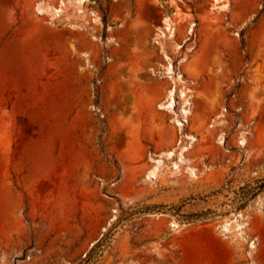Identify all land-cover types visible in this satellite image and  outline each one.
I'll return each mask as SVG.
<instances>
[{
  "label": "rangeland",
  "instance_id": "obj_1",
  "mask_svg": "<svg viewBox=\"0 0 264 264\" xmlns=\"http://www.w3.org/2000/svg\"><path fill=\"white\" fill-rule=\"evenodd\" d=\"M263 178L264 0H0V264H264Z\"/></svg>",
  "mask_w": 264,
  "mask_h": 264
},
{
  "label": "bare ground",
  "instance_id": "obj_2",
  "mask_svg": "<svg viewBox=\"0 0 264 264\" xmlns=\"http://www.w3.org/2000/svg\"><path fill=\"white\" fill-rule=\"evenodd\" d=\"M83 1H87V0H81V2ZM63 9L58 7V8H54V11H55V14H59ZM39 11L43 12L44 11V8L42 7H39ZM167 28L171 31L172 35L174 34V30L171 26V24L169 22H167ZM174 91L173 89L170 90V94H169V100H168V106L171 107L173 106L174 102H175V98H174ZM182 98L184 99L185 102H188L189 101V93L187 90H182ZM184 112L187 114L189 113L187 109L184 110ZM194 139V137H192ZM245 142V141H244ZM228 227V225H227Z\"/></svg>",
  "mask_w": 264,
  "mask_h": 264
},
{
  "label": "trees",
  "instance_id": "obj_3",
  "mask_svg": "<svg viewBox=\"0 0 264 264\" xmlns=\"http://www.w3.org/2000/svg\"><path fill=\"white\" fill-rule=\"evenodd\" d=\"M104 21L107 22V15H104ZM242 37H243V32L241 33ZM242 45L243 47L245 46V41L244 38H242ZM259 190L264 189V178L262 179V181H260V185H259Z\"/></svg>",
  "mask_w": 264,
  "mask_h": 264
}]
</instances>
